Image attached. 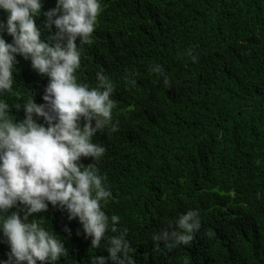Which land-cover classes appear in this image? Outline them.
Returning <instances> with one entry per match:
<instances>
[{
    "label": "trees",
    "instance_id": "16d2710c",
    "mask_svg": "<svg viewBox=\"0 0 264 264\" xmlns=\"http://www.w3.org/2000/svg\"><path fill=\"white\" fill-rule=\"evenodd\" d=\"M55 5L44 0L42 11ZM102 8L75 75L89 87L97 72L110 77L118 130L98 132L104 156L81 162L106 178L113 198L103 210L120 217L135 264H264V0H102ZM17 61L14 91L43 103L48 78ZM157 64L170 87L150 70ZM0 99L24 118L15 108L23 100ZM188 210L201 221L190 244L157 249L152 236ZM41 217L65 242L58 264L108 255L107 241L91 247L65 210L49 205L29 219ZM9 251L0 235V259Z\"/></svg>",
    "mask_w": 264,
    "mask_h": 264
},
{
    "label": "clouds",
    "instance_id": "9594fccd",
    "mask_svg": "<svg viewBox=\"0 0 264 264\" xmlns=\"http://www.w3.org/2000/svg\"><path fill=\"white\" fill-rule=\"evenodd\" d=\"M43 3L0 0V11L6 13L0 20V95L23 100L15 108L24 113L17 120L13 106L0 99V235L10 249L0 264H58L67 255L64 240L42 226L43 217L29 219L46 212L49 205L65 210L69 220L77 219L91 237V247L99 249L102 240L107 241L108 255H97L92 264H135L127 229L117 227L120 217H109L103 210L113 198L106 178L95 164L81 162L82 157L99 161L104 156L106 148L93 142L98 132L118 130L110 77L97 72L96 86L89 87L78 83L75 75L81 67V47L91 43L103 11L102 0H56L47 11H42ZM41 15L45 20L38 26ZM45 31L49 35L42 38ZM18 56L48 78L43 103L14 91ZM150 70L162 77L165 87L171 86L161 65ZM200 227L198 210H188L152 236L154 246L188 245ZM109 232L118 234L108 236Z\"/></svg>",
    "mask_w": 264,
    "mask_h": 264
}]
</instances>
